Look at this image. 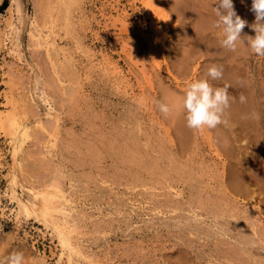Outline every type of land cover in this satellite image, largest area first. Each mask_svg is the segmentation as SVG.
Instances as JSON below:
<instances>
[{
	"label": "bare ground",
	"instance_id": "bare-ground-1",
	"mask_svg": "<svg viewBox=\"0 0 264 264\" xmlns=\"http://www.w3.org/2000/svg\"><path fill=\"white\" fill-rule=\"evenodd\" d=\"M158 1H160V0H158ZM166 1L168 2L167 5L170 6L169 9L173 10L174 5H177L178 8H180L179 4H177L179 2L176 1V3H175V0H166ZM36 2H35V4H37ZM77 2H78V0H39L38 5L34 4L35 6H37V10H35V11H38V15L34 18V20H32V22H31L32 26H30L31 30L29 31V33H30L31 37L35 38L34 39L35 43L33 44L34 50L36 51L35 53L40 54V52H42L44 50V53H45V55L49 61V64H50L49 70H51V72H50L51 76H49L50 78L48 81H51V80L52 81L48 84L47 80L45 81V76L44 77L42 76V77L44 78L43 79L45 81L44 83L46 85L48 84V86L46 88H48L50 92L48 91V89L43 88L41 90L42 91L41 95H40V92H38L39 96H37V94H35L37 96V99H34L36 96L33 98L29 94L23 95L21 98L18 99L19 94H18L17 90L19 87L16 85V83H13L14 86H13V89L11 90L12 92H10L11 94L8 96L6 95L7 103L11 104V109L7 113L0 112V121H2L4 119L2 121V126H5V127L11 126V124L8 121L9 120L8 118L10 116H13V118H18L19 117L18 114H20V113H22V115L24 117V122L26 123V124L22 123V125L18 128V130H17V128L11 127V132L13 133L12 140L14 141V144H15V145H13V155H14L15 160H16L15 162L18 163V165L20 167L19 171H21L24 179L28 183L30 182L29 183L30 184L29 191L31 192V196H33L32 202H30L28 204L27 203L20 204V213L25 215V217H31V218L34 217L35 219L43 222L44 225H46L47 227H51V229H52V231H53V233H54V235L58 241V244L61 247V251H62L61 255L66 257V262H67L66 264L80 263L82 258H88L89 255L87 256L85 254L86 252L84 253V251L81 247L83 244L80 246V241H78L79 240L78 236L82 233L78 230L79 225H77V221L75 219L76 217L74 218L73 214L71 215L72 209L66 205V203H69V194H67L65 192V189L63 190V188H62L63 185L61 184V179L57 180L58 178H61L62 175L61 176L58 175V177L55 175H53V177L51 176L52 179L50 181L48 180L49 182L46 181L45 183H41V186H42L41 189H38V188L35 189V187H36L35 184L32 185V183H31V182L38 183L42 179L41 176L43 175V173L40 176V174H41L40 170L44 168L43 163L45 164V160L48 161L46 158H48L49 161L55 162V160H56L55 157L57 155L55 153V149H53V148L57 147V149L61 148V149L65 150V152L63 154H65L64 156H66V158H68V159L64 158L65 159L64 162L60 161L61 160L60 159V160H58V164L60 166V164H61L60 162H62V164L67 163V162L70 163L69 169H71V171H73V173L68 174L67 177L71 181L70 182L71 187L75 188L74 189L75 192L79 191L80 188H84L83 190L89 191L88 196L90 198H92L91 197V196H93L92 194H94V197L97 196V193L101 194V197L104 196V197L110 198L113 194V189H115V187L117 188V187L123 186V188H121L122 192H120V196L119 197L117 196L114 198H115V200H118L116 206L126 207L125 209L129 210V212L126 215H121V216L125 217L127 220V221H125L126 226L124 224V226H125L124 228L129 229L130 226H135L134 225L135 222L136 223H139V222L144 223L143 225H146L148 223V220H150V218L147 219V218L142 217L143 212L145 211L144 209H146V210L149 209V210L155 211V212H157V214H160V212H163V213L164 212H166V213L171 212L172 214L168 218L162 219L161 217L151 216L152 220H150V221H151V223L154 224V226H155V224H158L157 222H160L159 223L161 225L160 231L163 232V231H165V229H167L166 231L169 232L168 237H173V240L175 241V243H179L176 240L179 238V234L177 231L178 227H180L181 230L183 229L184 232L188 231L189 233H194V234H197L200 236L204 235L205 237H209V234L212 233V236L214 237V239H213V242L215 245L214 248L216 251V253L213 252V254H215L216 258H222L223 257L225 259V261L228 262V263H226V262L222 261V264H264V171H263L264 169H262V168H264V164H262V162H261L263 160L262 158H264V154L261 151V149L264 148V143H262L260 141L261 139H264V83H263L264 81L263 82L261 81V78H264L263 74L261 73L260 76H262V77L259 78L260 79L259 83L262 82L263 86L257 87L258 92L255 91L254 87H256L257 85L259 86L262 83L257 84V80H256L255 82L257 85L254 87H252L253 86L252 85L251 86L252 89H251V87L249 86V85H251V83L248 81L250 79H249V77H248V80L246 78L245 80L248 81L249 85H247L248 84L247 82H244V83H246L247 87L244 83H243V85H245V86H244V88L242 87L244 89L243 91L245 92V93H243V96L246 97V102L241 103L239 99L237 101L232 100V101H230V107L225 112L226 117H228L229 118L228 120H230L227 122L228 123L230 122L231 125L234 123V125H232V126H235V125L239 126L240 125V127L243 128V130H244L245 125H246V126H249L250 129L252 127L251 131H255V132H252V135L256 133L253 136L257 137L256 138L257 143L256 142L255 143L257 146L260 147V149L258 150L259 153H257V150H256V152L254 153L255 154L254 157L259 156L260 160L257 161L258 157L256 158V160L253 159L252 153L250 154V152L246 151V150L244 151L245 152L244 155H243V153L241 156L238 155L239 152L235 151V147H236L235 142L237 141V138H236L237 132L235 130H233V132L235 134L230 135L229 133H231V132L226 133V134H222L219 131V128L222 127L221 126L222 124H221L220 126L217 127L218 132L212 131V133L209 132L206 135L207 137L209 136V141H208L209 146H211L210 144L214 145L218 150L217 152L221 151L222 154L226 155V157L229 160V162H227V164L225 163L226 165L223 164V166L224 165L226 166L225 171H224V176H223L224 180H223V182L221 181L222 182L221 184L219 183L220 184L219 186H221V188L217 192V190L214 188L215 186L210 187V184H207V187H206V182H205V185L202 184V182H201V184H198L199 181H198V183H197V181H196V183H194L195 182V175L197 173H195L193 170L195 167L192 165V162H194V161H193V159L190 158V156L192 155L191 152L193 150L190 152V154H191L190 156H188V155H187L188 157L186 156V151L188 149V146L190 145V144L188 145V140L190 139L189 136L191 137V135H190L191 131H192V133L198 132L196 130L194 132L193 131L194 129L192 130L189 127H187V122L185 119L186 113H185L184 109L181 107V100H182V98L185 95L186 90H187L186 86H184L183 84H180L178 87L173 86V87H175V88H173L169 84L166 85L165 84L166 81H164V79L159 78L158 80H153L154 74H157V72L155 73V71H154L151 73V79L150 80L147 79L149 81L150 85H148L149 84L148 83V84H146L147 86L146 85L142 86V84L140 83L141 80H139L140 77H139V79L136 78L140 82L138 80L135 81L136 80L135 78L132 79V80L135 79L134 81L136 83L137 82L140 83V84H138V86L136 85L138 87L137 91L139 90V86L141 85L140 86L141 93L138 94L137 92H134V93H137L138 95L134 94L133 96H135V97H133L132 96L133 93L129 92V90L132 91L131 90L132 89V87H131L132 83L130 84V82L128 80H125V79L120 80V78H119L120 76L119 77L115 76V73L117 74V72H118V70H117L118 68H116L117 67L116 65H115L116 67L112 65V62H115V61H112L110 56L109 57L106 56V58L102 57L103 60L100 62L101 64H98L99 63L98 62L97 63L98 65H96L95 62H94L95 64H93V62L90 58L92 56L89 54L90 55V56H88L89 60L87 61L88 65L84 64L83 70H85V72L81 73L80 71H82V67L80 66V64L82 62L79 63V61L76 60L75 55L72 52V49H74V48L68 49L65 46V44H64V46H60L61 44L56 41L57 37L59 39H64L66 45L72 43V41H73V43L76 44V47L78 50H80V52H83V53L86 52L84 50L83 41L81 39V35H82L81 32L84 31V28L86 29V27H84L85 24L84 25L82 24V26L84 28H82L83 30L80 32V30H78L79 27L76 26L77 20H74L75 19L74 18V15H75L74 11H76L75 9H76ZM188 2L190 3V7L187 9H191V11H189V12H191L192 16H194L192 13L193 10L191 8L192 7L191 5H193V8H196V12L194 14L196 16L197 15L200 16V18L201 17L206 18L207 16H209L210 14L215 12L214 7L217 6L211 0L210 1L209 0H189ZM78 3H80V2H78ZM155 3H157V2H155ZM163 3H164V1H163ZM180 3H183V2L181 1ZM164 4L160 5V9L163 10V9L167 8V5L165 6ZM183 4L181 6H183ZM251 4H252V0H233L234 9H235L237 15H239L241 17V19H243L247 22L246 28H250L251 25L254 24V22H255V15L251 11ZM18 5H19V2H17V0H11L10 7L8 9L10 11V13H13L12 8H14L16 6L14 8V11H15ZM188 5L189 4H187V6ZM35 6H33V7H35ZM162 6H164V7L162 8ZM156 7L158 10L159 9L158 5ZM176 7L174 8L173 13L174 12L176 13V10H175ZM184 7H185V5H184ZM21 8H20V11H22V14H23V9L21 10ZM183 8L181 10L186 11V8L185 9H183ZM35 9H36V7H35ZM20 11H18V13ZM184 11H183V13L182 12L181 13L184 14ZM186 12H188V10ZM162 13H165L164 10L162 11ZM166 13H167V11H166ZM168 13H172V12L168 11ZM181 13H180V16L182 15ZM22 14H20V15H22ZM160 14H161V12H160ZM160 14L158 13V15H160ZM174 14H173V16H174ZM187 14H189V13H187ZM176 15L179 16L178 14H176ZM34 16H35V14H34ZM177 16L175 17L177 19H175L174 17L173 18L175 20H180V19H178L179 17H177ZM185 16H188V15H185ZM21 18L24 19L23 17H21ZM163 18H166V17H163ZM204 18H202V19H204ZM208 18H207V20H208ZM17 19H19V17H17ZM22 19H19V20H22ZM184 19L186 22L187 18L184 17ZM190 19H191V17H190ZM190 19H189V21H190ZM194 19H195V17H194ZM209 19L212 20L211 18H209ZM164 20H166V19H164ZM193 21H190L191 24ZM195 21H197V20H195ZM199 21L202 24V20H199ZM14 22L15 21H12L10 19L7 23L10 31L7 30L8 28L6 30H7V32L9 31L10 35H12V36L7 35L6 39L10 40L9 44L12 47V48H10V50L12 51L11 54H13L14 56L13 55L12 56L15 57L14 62H12V64L13 63L14 64L13 65L11 64L12 68L15 69L16 67H19V69H20L21 63L18 64V60L20 61L22 58H24V56L22 55L23 57L21 58V56H20L21 54H20V51H18L17 46H19L18 41L21 38L20 37V30H22L23 28L22 27L18 28L19 25L17 27ZM179 22H181V20ZM200 22H199V24H200ZM208 23H209V20H208L207 24ZM195 24L192 26L194 27ZM197 24H198V22H197ZM201 24L198 27L201 28V30H202L203 28L201 27ZM203 24H204V22H203ZM20 25H22V24L20 23ZM152 26H153L154 30H156V23L153 22ZM196 26L193 29L194 30L193 33H195V32L196 33L192 34V36L190 35V38H193V39L195 38L196 40L197 39L200 40V38H198V36H202V35H199L200 33H197L198 30H197ZM203 26L204 27L206 26L207 28H209V26H207L205 24ZM188 27H190V24H187V28ZM45 28L47 29V34L43 35L42 31ZM87 28H88V26H87ZM246 28H245V30H246ZM190 29H192V28H190ZM6 30L4 32H6ZM247 30H249V29H247ZM247 30L245 33H247ZM104 31L106 32V30H104ZM123 31H128V29H126L124 27ZM188 31H190V30H188ZM243 31H244V29H243ZM183 32L185 34V31H183ZM201 32H204V30H202ZM21 33H23V32H21ZM131 33H133V32H131ZM253 33H251V34H253ZM123 34H125V33L122 32V35ZM189 34H190V32H189ZM241 34H243V32ZM248 34H250V33H248ZM204 35H205V32L203 34V37L206 36V35L205 36ZM5 36H6V33H5ZM50 36H52L51 40L48 39V38H50ZM181 36H183V35L181 34ZM242 36L243 35H241V37ZM248 36H250V35H248ZM97 37H99V36H97ZM117 37H118V35L116 36V39H117ZM125 37L126 38H124V39L132 38V36L127 37V35ZM158 37H156V35H155V37H154L155 43L161 42L160 44L162 46V49L168 50L169 54H167V51H166L167 55H169V56L175 55L177 50L172 49L173 48V47L171 48L172 45L171 46L167 45V47H170L168 49L166 47L167 43L165 42V38L163 36L160 38H158ZM185 37H186V40L184 39V41H182V42H184V45H185L186 41L188 42V40H190L189 36H188V39H187V36H185ZM207 37H206V41L208 39L212 38L211 36H210V38H207ZM68 38H69V40L71 39L72 41H69ZM119 38H120V36H119ZM122 38H123V36H122ZM181 38L183 39V37H181ZM6 39L2 40V38H0V42H1L0 48L1 49L3 48V41ZM116 39H115V41H117ZM213 39H215V38H213ZM179 40H178V42H179ZM199 40H197V41H199ZM144 41L142 40V38H141V40L136 39V37L134 39L135 45L141 50V51H139V53L144 52V50L146 48ZM197 41H196V45L200 44L199 43L200 41L199 42H197ZM208 41H210L209 42V44H210L212 40H208ZM214 41H212V43ZM112 42H114V41H112ZM125 42H126V40H125ZM151 42L152 41L149 40V38H148L147 39L148 45H150V47H153L151 45H154V44H151ZM172 42H173V40L171 41V43ZM192 42L194 44V41H192ZM207 42H205V43H207ZM28 43H29V41H28ZM99 43H101V42H99ZM177 43H175V44H177ZM191 43H189V44H191ZM214 43L216 44V42H214ZM219 43H220V40H219ZM112 44H113V46H115L114 43H112ZM119 44L121 45V43H119ZM180 45H179V47H180ZM212 45H214V44H212ZM242 45L243 44H240L239 48L237 45V51H239V49H241L240 47H242ZM106 46H107V44H106ZM113 46H111V47H113ZM116 46H117V44H116ZM127 46H129V44ZM191 46H192V44H191ZM202 46H204V45H202ZM244 46H246V44H244ZM6 47H7V45H6ZM31 47H32V45H31ZM121 47H123V45ZM121 47H119V49L124 48V47L123 48H121ZM181 47H182V45H181ZM188 47L190 49H187V45H186V49L191 50L190 45ZM192 47L196 48V47H194V45ZM213 47L211 46L210 48H212V49L211 50L209 49V51L207 48H204L206 50H203V48H202V50H200V48H201L200 47L198 49L199 50L198 53H200L201 55H205V57H207V58L210 57L211 59H213L215 57L214 53H210L214 49ZM217 47H218V44H216V48ZM246 47H248V46H246ZM125 48H127V47H125ZM147 48H148V46H147ZM156 49H157V47H156ZM162 49L160 51H162ZM223 49L224 50H221V51H225V48H223ZM148 50L152 51L153 52V53L151 52L152 54L158 52V49H157V52H154L153 48H150ZM244 50H245V53H248V52H246L247 51L246 49H244ZM117 51H121V50H117ZM127 51H129V50H127ZM182 51H183V48H182ZM186 52L189 54V52L185 51V49H184L183 53H186ZM121 53H123V50L121 51ZM144 53H146V51ZM144 53H143V55H144ZM183 53H182V55H183ZM39 54H38V57H39ZM124 54H122V56ZM148 54H150V52ZM194 54L196 55V53H194ZM194 54H193L192 58L194 57ZM230 54L233 55L234 52L230 53ZM140 55H141V53H140ZM227 55L228 54H226L225 56L229 57ZM12 56L10 58H12ZM78 56L80 58L81 55L79 54ZM144 56H147V55L145 54ZM157 56L158 55H156V57ZM187 56H185L186 58L182 57V58H184L185 65H186V62L192 63L191 61H187ZM196 56L193 59H196ZM130 58H131V56H130ZM189 58L190 57H188V60H189ZM232 58H231V60H233ZM38 59H40V58H38ZM80 59H82V58H80ZM117 59H119V56ZM138 59H135V60H138ZM24 60L26 61V59H24ZM152 60L153 59L151 58V61ZM129 61L132 62V59ZM129 61H126V62H129ZM177 61L178 62L175 61V63L172 66H176V63H180V61L183 62L182 60H180V61L177 60ZM246 61L244 60L243 62H246ZM85 62H83V63H85ZM120 62H121V60H120ZM147 62L149 64V61H147ZM157 62L159 63V61H157ZM157 62H154V63H157ZM166 62L169 63L172 61H166ZM233 63L231 62V64H233ZM247 63H248V61H247ZM249 63H251V62L249 61ZM260 63H262V65H263V62H260ZM136 64H137V61H136ZM150 64H151V62H150ZM125 65H127L128 67L131 66V64L129 66V64H127V63ZM165 65L166 64H164V66ZM168 65L170 66L171 64L169 63ZM234 65L235 64H233V66ZM248 65L251 66V64H247V66ZM47 66H49V65H47ZM79 66L81 67V69ZM149 66H148V69H149ZM156 66H158V65H156ZM179 66H180V64L177 65L178 68H179ZM208 66L210 67V65H208ZM22 67H23V64H22ZM132 67H133V65H132ZM152 67L153 66H151V68ZM177 67H174V68H176V70H178ZM181 67H182L181 68L182 70L179 68V73H178L180 77H181V75H180L181 73L184 76L190 74V73L187 74V72L189 71L187 66H184V67L181 66ZM37 68H39V67H37ZM120 68H119V70H120ZM136 68H138V67L136 66ZM136 68H132V69H136ZM143 68H142V70H139V69L138 70L141 72L144 69L147 70L146 68H144V69ZM95 69H97V71H99L97 75L95 74L96 78H94L95 75L92 74L95 72L94 71ZM231 69H232V67H231ZM248 69H249V67H248ZM145 70H144V72H145ZM176 70L174 69L175 73L178 72ZM180 71H181V73H180ZM250 71L251 70H249V72ZM45 72H46V70H45ZM126 72H128V71H126ZM133 72H135V71H133ZM131 73H132V71H131ZM200 73H202V74H196V71H194V73H193V75L195 77L194 79L198 80L201 78V79H207L208 81L211 80V78L208 77V71H205L204 73H203V71L202 72L200 71ZM30 74L28 75L29 77H30ZM83 74L85 75L86 80L83 76L84 79L82 81L81 75H83ZM124 74H126V73H124ZM254 74H255V72H254ZM254 74H252V75H254ZM15 75L18 76V74H15ZM138 75L141 76L143 74H141V75L138 74ZM256 75L259 76L258 73ZM144 76H146L145 73H144ZM149 76H150V74H149ZM149 76L147 75L146 77L148 78ZM245 76H247V75H245ZM29 77H27V78L29 79ZM20 78L22 80L24 79V81L27 80V79H25L26 77L23 78L22 76H20ZM34 78L38 79L39 76L34 77ZM121 78H123V76ZM253 78H255V75ZM18 79L19 78H17V81H18ZM127 79H130V78L128 77ZM144 79H146V78L144 77ZM144 79H142V80H144ZM175 79H177V78H175ZM109 80H111V83H112V84H110V89L113 88V90L111 89L113 91V93H110L107 91H103V92L101 91L100 92L98 90L99 87L97 88L98 83L102 84L103 82H107V81L109 82ZM85 81L88 82V85H84ZM144 82H146V81H143V83ZM255 82H254V84H255ZM38 83H39L38 80L34 81V87H32L34 89L33 91H35V89L37 88L36 86H38ZM167 83H168V81H167ZM176 84H178V83H176ZM181 85H183L186 88L183 89L182 88L183 86L181 87ZM28 87H26V88H28ZM133 89L135 90L134 87H133ZM87 90L91 91V92L88 91L91 94V95H89L91 97L90 99H89V97L85 96V91H87ZM36 91H37V89H36ZM52 92L55 94L50 95V93H52ZM241 93L242 92H240V96H241ZM109 94H111V95L114 94L117 96L116 98H114L115 102L108 101L107 97L110 99V96H111ZM114 95H113V97H115ZM103 96H104V98L107 99V101H103V100L100 101V98ZM126 96H129L130 98L132 97L133 100H131L132 98L130 99V98H127ZM237 96H239V94ZM231 97H233V96H231ZM101 99H103V98H101ZM155 101L167 103L171 107L172 111H171V114L168 116V118H164L162 116V114L158 111V109L155 107ZM119 105H120V107L122 106V108L118 107ZM31 106L32 107L36 106V108H34L36 110L35 112L33 111V108H31ZM42 109L46 110L44 113L45 119H42V114L40 111ZM31 110H32V112H31ZM99 110L103 111L102 115L98 112ZM64 113L66 114V116H64ZM254 114L258 115L259 119H256L254 117ZM6 117H8V118L6 119ZM30 118H35V120H37V123L32 125L31 122L28 121V119H30ZM31 121H32V119H31ZM251 124H252V126H251ZM226 126L229 127L228 125H226ZM32 128L37 130L39 133L43 134V136H45V135L47 136V142L45 141L47 143V146H45V148H46L45 150H42L41 149L42 146L40 147V145H39V147L37 146L39 148V150H38V148H36L34 146L37 149L38 153H34L35 152L34 149L31 148V149H33V152L30 149L31 151H29L24 156V154H23V143L31 137L33 139V136H34L35 142H37V140H38V139H36L37 136L35 137V132L37 134H38V132L34 131ZM232 128H234V127H232ZM205 129H207V128H205ZM155 130H157V131H155ZM62 131L65 132L64 136L60 135ZM200 131H202V130H199V132ZM224 131H226V130H224ZM230 131H232V130H230ZM237 131H238V129H237ZM199 132H198V134H200ZM204 133H207L206 130ZM227 134H229V135L227 136ZM201 135H203V138L205 137L204 134H201ZM232 135H234V137H232ZM43 136H41V137H43ZM49 136L54 137L52 142H50L51 140L48 139ZM38 138H40L39 134H38ZM40 139H42V138H40ZM206 139L208 140V138H206ZM42 140L44 141L45 138ZM31 141H33V140H31ZM38 142H39V140H38ZM213 142H214V144H213ZM31 143L33 145V142H31ZM197 144L195 147H198ZM233 144H235L234 145L235 147L232 146ZM34 145H35V143H34ZM206 146H208V143ZM24 147H27V146H24ZM201 148H202V146H201ZM203 148H205L204 145H203ZM216 148H215V150H216ZM239 148H240V146H239ZM195 149H197V148H194V150ZM210 149L212 150L211 147H210ZM253 150H255V149H253ZM207 151H205V154H204L205 156L211 154L210 152L208 154ZM197 153H198V151H197ZM200 153L201 152H199V155L201 156V154H203V149H202V153L201 154ZM214 153H215V151H214ZM248 154L251 156H248ZM58 155L60 156V158L63 159V157H61L60 154H58ZM193 156L194 155H192V157ZM201 157H203V156H201ZM208 157L212 158L210 156H208ZM197 158H199L198 155H197ZM206 159H207V157H205V161H208ZM23 161H24V164H23ZM201 161H199V162L201 163ZM244 161L245 162L249 161L246 164L247 166L244 164ZM260 162H261V164H260ZM215 163H217V162H215ZM48 164L49 163H46L45 166L46 165L51 166V164L50 165H48ZM193 164H195V163H193ZM55 165H53V166H55L54 168L57 167V169H58L57 162L55 163ZM196 165H199V164H195V166ZM200 166H199V168H200ZM202 166L204 167V170H205L206 167L204 165H202ZM34 167H36V168H34ZM192 167H193V169H191ZM196 167L198 168V166H196ZM48 169H50V168L48 167ZM206 169H208V167ZM191 170L195 174L192 173ZM197 170H199V169H197ZM200 171H201V169H200ZM200 171H199V173H201ZM46 173H44V174L46 175ZM207 173H209L208 170H207ZM50 174H52V173H50ZM200 175L201 174H199V176ZM189 176H193V177H189ZM20 177H21V175H20ZM45 177L47 178L48 175H46ZM197 177H198V174H197ZM208 177L210 178V176H208ZM202 178H205V177H202ZM178 180L184 181L185 184H184V186L182 185L183 186L182 191H180V192L174 191L173 192V193H175V195L178 196L177 197V196H173L171 191H172V189H174L177 186V182H178V184H180ZM196 180H198V179H196ZM201 180H203V179H201ZM204 180H206V179H204ZM207 181H208V179H207ZM76 182H79V183L76 184ZM91 187H93V190L90 189ZM117 190L119 191V189H117ZM159 190H161V191H159ZM72 193H73V191H72ZM116 194H118V192ZM84 195H85V193H84ZM209 195L213 197V198L211 197L213 200H215L214 199L215 197L219 199L218 201H215L214 203L210 201L211 203H213L212 204L213 206L209 204L210 206H212L211 209H208L206 206V203H205L208 201L207 198L209 199V197H210ZM79 196H81V195H79ZM203 196H206L207 198L205 199ZM99 197H100V195H99ZM99 197H97V198H99ZM56 198H58V199H56ZM241 199L250 200L251 203L249 202V204H242L241 202L238 201V200L241 201ZM100 200L102 201L103 199H100ZM94 201H97V200H94ZM101 201H100V203H103ZM109 202L110 201L108 199V204H109ZM111 203H112V201H111ZM220 203H221L223 208H220L221 207ZM91 204H93V203H91ZM91 204H90V206H91ZM105 204L106 203L104 202V206H105ZM114 204H110V205L115 206ZM85 205H88V204H85ZM203 206H205V207H203ZM106 207H108V206H106ZM115 207H113L114 210H115ZM111 208H112V206H111ZM101 209H103V207ZM106 209L107 208H105V210ZM120 209L121 208H118V211ZM166 209H169V210H166ZM197 209L200 211H197ZM113 213L115 214V212H113ZM100 214H102V213H100ZM146 214H149V213H146ZM91 215H92V213H91ZM85 217H86V213H85ZM25 219H27V218H25ZM110 219H111V217H110ZM115 220H118V222H120L119 221L120 219H115ZM108 221L112 222L113 220H108ZM161 221L163 222V224L161 223ZM105 222L106 221H104V223ZM122 223H120V224L123 225ZM153 224H150V225L153 227ZM98 225H100V224H98ZM100 227H102V226L100 225L99 228ZM137 228L140 229L139 226L136 227V229ZM102 229H104V227ZM180 229H179V231H180ZM124 231H125V229L123 230V232ZM144 232H146V231H144ZM204 232H206V233L209 232V233L203 234ZM133 233H134V231H133ZM126 234H127V237L129 240L133 239L134 235L132 234V232L130 233L131 235L128 233V231ZM126 234H124V235H126ZM145 234L146 233H144V236H145ZM180 235H181V233H180ZM188 240H190L192 242L195 239L193 240V238L192 239L189 238ZM13 241H15V240H13ZM82 241H83V239H82ZM9 242H11V241H9ZM89 245H90V243H89ZM6 246H8V245H6ZM214 248L210 247L209 249L213 250ZM220 248L222 250H220ZM20 249L19 250L17 249V250L22 252L23 249L22 250H20ZM25 249L26 248H24V251H25ZM4 250H5V247L0 242L1 253L3 251V254H4ZM10 250L11 251H8L9 253L17 251V250H13V249H10ZM26 251L28 252V250H26ZM220 251H224V254L221 253L222 257L220 256L221 255ZM176 252H178V250ZM23 254H24V257H26L25 255L27 253L24 252ZM0 256H2V254ZM27 256L29 257V254ZM28 260L26 259V261H28ZM88 260L92 262V259L88 258ZM26 261H25V263H27ZM31 262H30V264H31Z\"/></svg>",
	"mask_w": 264,
	"mask_h": 264
},
{
	"label": "rangeland",
	"instance_id": "rangeland-1",
	"mask_svg": "<svg viewBox=\"0 0 264 264\" xmlns=\"http://www.w3.org/2000/svg\"><path fill=\"white\" fill-rule=\"evenodd\" d=\"M34 1L35 2L37 1L36 2L37 4H35ZM163 1H164L165 4L163 3ZM176 1L179 2L177 4H179V7L180 8H178L177 5H174L173 10L177 6L176 9H175L176 10V13L174 12L175 13L174 14L173 13V10L172 9H169L170 6L167 5L168 2L166 0H160V1H158V0H156V1L155 0H78V2H80V3L77 2L76 9H75L76 11H74V14H75L74 15V18L75 19L74 20H77V25L76 26L79 27L78 30H80V32L83 30L82 28L86 27V29L84 28V31L81 32V34H82L81 35V39L83 41L84 50L86 52L85 53L80 52V50L77 49L76 44H74L71 39L69 40V38H68V40L69 41H72V43L67 44V45H66L64 39H59L57 37L56 38V41L61 44L60 46H64V44H65V46L68 49L74 48V49H72V52L74 53L76 60H78L79 63L82 62L80 64V66L82 67V71H80L81 73L82 72L83 73L85 72V70H83V67H84V64H87V61L89 60L88 59V56H90V55L92 56L90 58H91L93 64L96 63V65L101 64L100 62L103 60V58H106V56L107 57L110 56L111 59H112V61H115V62H112V65L113 66L116 65L117 67L116 66L115 67L118 68L117 69L118 72H117V74L115 73V76L116 77H119L120 76L119 77L120 80L121 79H123V80L125 79V80H128L130 82V84L132 83L131 84V87H132L131 90L132 91L129 90L130 93H133L132 96L134 94L135 95H138V94L141 93V89H140V86L141 85L139 86V90H138L139 92L137 91L138 84L141 83L142 86H145L146 84H148L149 81L147 79H149V80L151 79V73L154 72V71H155V73L157 72V74H154L153 77L155 79L153 78V80H158L160 78V79H164V81H166L165 82L166 85L169 84L172 87L173 86H175V87L177 86L178 87L180 84H183L184 86L187 87V85L190 82L196 80V79H194L195 77L193 75L194 71H196V74H202V73H200V71L201 72L203 71V73L205 71H208V68H209L208 65H210V66H212L213 64L220 65V66H223V76H222V79L212 80V81L210 80L209 82L211 83V85L213 87H217V88L218 87H224V86H230L229 89H228L229 96L230 97L233 96L234 98L235 97L236 98L238 97L237 99L236 98L234 99V101L235 100L237 101L239 99V97H240V92H242L241 95H243V93H245L243 91L244 90L243 88L246 85V83H244V82H247L248 83V81H249L251 83V85H249V83L247 85H249L250 87L253 85L252 87H254V86H256L259 83V80H260L259 78L262 77V76H260L261 73L263 74V77H264V56H257V55H255L251 51L250 47H246L247 45L244 46V44L242 45V47H240L241 49H239V51H237V50L234 51V54L233 55L230 54V53H233V51H230V50H228L226 48H225V51H221V50H224L222 48V46H221V41L223 39V35H222V30L221 29H218V28L214 27L215 21L218 19L216 17V15H215V12H213L212 14H210L209 16H207L206 18H204V17H201L200 18V16H198V15L196 16L194 14L196 12V8H193V5H191L192 6L191 8L193 10L192 13L194 15V16H192L191 12H189V11H191V9H187V8L190 7V3L188 2L189 0H187V1L186 0H184V1L183 0H175V3H176ZM181 1L184 4L183 3H180ZM211 1L213 3H215V0H211ZM17 2H19V5L17 6L16 10L14 11V8L16 7L15 6L14 8H12V12L13 13H10V11L8 9L10 7L11 0H1L0 1V38H2V40H3V39H6L7 35L12 36L9 33L10 30L8 28V24L7 23H8V21L10 19L12 21H15L14 23L16 24V26L18 27V25H19L18 28H21V27L23 28L22 30H20V37L21 38L18 41L19 42V46H17V49H18V51H20L21 58L24 56V58H22L20 61L18 60V64L21 63L20 64L21 65V68H20L21 70L19 69V67H16L15 69L12 68V65L14 64V63L12 64V62H14L15 57H13L14 55L11 54L12 51L10 50V48H12V47L9 44L10 43V40H7L6 39V40L3 41V48L2 49L0 48L1 49L0 50V112H3V113H7L11 109V104L7 103L6 95L8 96V95L11 94L10 92H12L11 90L13 89V86H14L13 83H16V85L19 87L18 90H17L18 91V94H19L18 95L19 96L18 99H19L23 95H28V94L31 95L34 98L36 96L35 94H37V96H39V93L38 92H40V95H41V92H42L41 90L43 88L48 89L46 87L52 81V80L51 81H48L49 78H50L49 76H51V73H50L51 70H49L50 69V64H49V61H48V59H47V57H46V55L44 53V50L42 49L43 51L40 52V54L38 53L39 54V57H38V54L35 53L36 51L34 50V47H33V44L35 43V40H34L35 38L31 37L30 36V33H29V31L31 30V27L30 26H32V23L31 22L38 15V11H35V10H37V6H35V5H38L39 4V0H20V1L17 0ZM155 2H157V3H155ZM160 3L162 5L164 4L165 6L167 5V8L163 9L165 13L167 11L166 14L165 13H162L163 10L160 9V5H161ZM182 4H183V6H181ZM187 4H189V5L187 6ZM157 5H158V7H159V9L161 11L159 9L157 10V7H156ZM184 5H185V7H184ZM33 6H35L36 9ZM163 7L164 6H162V8ZM20 8H21V10L23 9V14H22V11H20ZM182 8L183 9L186 8V11L188 10V12H186V11L183 10L184 11V14H182L183 13V11L181 10ZM18 11H20V12L18 13ZM159 11L161 12V14H160ZM168 11L169 12H172V13H168ZM179 12L180 13L182 12L181 13L182 14L181 15L182 17L180 16V13ZM158 13L160 15H158ZM187 13H189V14H187ZM20 14H22V15H20ZM34 14H35V16H34ZM173 14H174V16H173ZM176 14H178L179 16H177ZM185 15H188V16H185ZM172 16L174 18L176 16L179 17L178 19H180L181 22H179L180 20H175L177 18L174 19ZM17 17H19V19H22L21 17H23L24 19L19 20V19H17ZM163 17H166V18H163ZM184 17L187 18L186 19V22L188 21L187 23L185 22ZM190 17H191V19H190ZM194 17H195V19H194ZM208 17L211 18V19L213 17L214 18L212 20H210ZM188 18L190 19V21H193V20L194 21L197 20V21H195V22L193 21L192 24H191V22L189 21ZM202 18H204V19H202ZM207 18L209 20V23L208 24H207V22H208ZM164 19H166V20H164ZM199 20H202V24H201V22ZM153 22L156 23V30H154V28L152 26V23ZM197 22H198V24L200 22L201 27L203 28L202 30H204V32H205V35H206V36L204 35L205 37H203L204 32H201L202 31L201 28L198 27L200 24L198 25ZM203 22H204L205 25L209 26V28H207L206 26L204 27L203 26L204 25ZM20 23L22 25H20ZM82 24L83 25L85 24L84 27L82 26ZM187 24H190V27H188L189 29L187 28ZM194 24H195V26L197 25L196 26L197 27V30H198V31L196 30L197 33H200L199 35H202V36H198V38H200V40L197 39L200 42L197 41L195 38L194 39L193 38H190V35L192 36V34H195L196 33V32L193 33L194 32L193 29L195 28V26L193 27L192 25H194ZM87 26H88V28H87ZM124 27L126 29H128V31H123L124 30ZM190 28H192V29H190ZM245 28H246V26H245ZM245 28H244V31L242 30V32H243V34H241V35H243L242 38H244L246 35L247 36L248 35L254 36L255 33H253L254 31H252L251 27L250 28H246V30L249 29V30H247V33H245L246 32ZM6 29L9 30V31L7 32ZM5 30H6V32H4ZM104 30H106V32ZM188 30H190V31H188ZM183 31H185V34H184ZM21 32H23V33H21ZM122 32L125 33L127 35V37L128 36L129 37L132 36V38L124 39V38H126L125 37L126 35L125 34L122 35ZM131 32H133V33H131ZM189 32H190V34H189ZM5 33H6V36H5ZM248 33H250V34H248ZM251 33H253V34H251ZM42 34L43 35L47 34V29L46 28L43 29ZM181 34L183 36H181ZM117 35H118V37L116 39V36ZM155 35H156V37L159 36L158 38H160L162 36L165 38V42L167 43L166 44V47H167V45L168 46L169 45L170 46L172 45L171 48L173 47L172 49H176L177 50L176 51V54L173 55L174 57L172 55L171 56L167 55V54H169L168 53V50L162 49V46L160 44L161 42L155 43V38H154ZM97 36H99V37H97ZM119 36H120V38H119ZM122 36H123V38H122ZM185 36H187V39H188V36H189V39L191 40V41L188 40L189 43H191L192 41H194V44H193V42L191 44H192V46L194 45V47H196V48H193L191 46V44H189L187 41L185 42V45H184V42H182V41H184V39L186 40V37ZM210 36L212 38H210ZM135 37H136V39H140L141 40V38H142L143 41L145 40L144 43H145L146 48L148 46V48L147 49L145 48V50H144V52L146 51V53L140 52L141 53V55H140L139 51H141V50L135 45V42H134ZM181 37H183V39ZM206 37L207 38H210L208 40H212V41L215 40L214 42H216V44H218V47L216 48V44L214 42L212 43V41L209 44L210 41L207 40L208 41L207 42L206 41ZM148 38H149V40L152 41L151 44H154L155 46L154 45H151L153 47H150V45H148V43H147V39ZM213 38H215V39H213ZM48 39L51 40L52 39V36H50V38H48ZM115 39L117 41H115ZM177 39L178 40L180 39L179 42H178ZM218 39L220 40V43H219V40ZM125 40H126V42H125ZM170 40L171 41L173 40V42L171 43ZM28 41H29V43H28ZM112 41H114V42H112ZM196 41L199 42L200 44H197L196 45ZM99 42H101V43H99ZM129 42L130 43L132 42V43L130 44ZM174 42L175 43L178 42V43L175 44ZM205 42H207L208 44L205 43ZM112 43H114L115 46H113ZM119 43H121V45ZM245 43H246V41H245ZM106 44H107V46H106ZM116 44H117V46H116ZM128 44H129V46H127ZM180 44L182 45V47H181ZM188 44L190 45L191 50H187V49H190L188 47L189 46ZM212 44H214V45H212ZM6 45H7V47H6ZM31 45H32V47H31ZM110 45L113 46L114 48L111 47ZM122 45H123L124 48L125 47H127V48L124 49L123 47H121ZM179 45H180L181 48L179 47ZM186 45H187V49H186ZM202 45H204V46H202ZM239 45L240 44H238V48H239ZM211 46L212 47L214 46L213 47L214 49L212 50V52H210V53H214V56L215 57L213 59H211L210 57L207 58V57H205V55H201L200 53H198V51H199L198 49L199 48H200V50H202V48H203V50H206L204 48H207L208 51H209V49L210 50L212 49V48H210ZM119 47H121L123 49H119ZM156 47L158 49V52H157ZM150 48H153L154 49L153 51L154 52H157L158 54L157 53L152 54L153 52L150 51V50H148ZM167 48L169 49L170 47H167ZM182 48H183V51L185 49V51H188L189 54L187 52L186 53H183ZM243 48L246 49L247 50L246 52H248V53H245V50ZM161 49H162V51H160ZM117 50H121V51L123 50V53H121V51H117ZM127 50H129V51H127ZM135 51L136 52L138 51V52L136 53ZM166 51H167V54H166ZM149 52H150V54H148ZM193 52L196 53V55L197 54L198 55L196 56ZM143 53H144V55L146 54L147 56H144ZM182 53H183V55H182ZM77 54L78 55L80 54L81 55L80 58H82V59H80ZM122 54H124L123 55L124 57L122 56ZM155 54L158 55V56L156 57ZM193 54H194V57L196 56V59H193L194 57L192 58ZM226 54H228L227 56H229V57H226L225 56ZM11 56H12V58H10ZM118 56H119V59H117ZM130 56H131V58H130ZM185 56H187V61H191L192 63H187L186 62V65H185V62H184V58H186ZM182 57H184V58H182ZM188 57H190L189 60H188ZM38 58H40V59H38ZM127 58L129 60L132 59V62L129 61ZM151 58L153 59L152 61H151ZM231 58L233 60H231ZM24 59H26V61ZM135 59H138V60H135ZM120 60H121V62H120ZM174 60L176 62H178L177 60H179V61L182 60L183 62L180 61V63H176V66H172L175 63ZM244 60L245 61L247 60L248 63H247V61L246 62H243ZM126 61H129V62H126ZM136 61H137V64H136ZM147 61H149V64H148ZM157 61H159V63ZM166 61H172V62H169L171 65L169 66L168 65L169 63L166 62ZM249 61L251 63H249ZM83 62H85V63H83ZM150 62H151V64H150ZM154 62H157V63H154ZM231 62L232 63L234 62L233 64H235V65L233 66V64H231ZM260 62H263V65ZM126 63L129 64V66L131 64V66L128 67L127 65H125ZM181 63L182 64L184 63V64L182 65ZM22 64H23V67H22ZM164 64H166L167 66L165 65L166 66L165 67ZM179 64H180V66H179L180 69L182 68L181 66H183V67L184 66H187L188 67V70L190 71V72L188 71L187 74H189V73L190 74L184 76L181 73V71H180V73H181L180 74L181 77H180L179 74H178L179 73V68L177 67V65H179ZM247 64H251V66L250 65L247 66ZM47 65H49V66H47ZM132 65H133V67H132ZM156 65H158V66H156ZM136 66L138 68H136ZM148 66H149V69H148ZM151 66H153V67L151 68ZM37 67H39V68H37ZM81 67H80V69H81ZM143 67L146 68L147 70H145ZM174 67H177L178 70H176V68H174ZM231 67H232V69H231ZM248 67H249V69H248ZM119 68H120V70H119ZM132 68H136V69H132ZM142 68L145 70V72H144V70L142 72L139 71V70H142ZM97 69L94 70L95 72L93 71L94 72V73H92L93 75H95V74L97 75L98 74L99 71H97ZM174 69L176 71H178V72L175 73L174 72ZM45 70H46V72H45ZM249 70H251V71L249 72ZM126 71H128V72H126ZM131 71H132V73H131ZM133 71H135V72H133ZM254 72H255V74H254ZM124 73H126V74H124ZM144 73H145L146 76L147 75L149 76V74H150V76L147 78L146 76H144ZM257 73L259 74V76L256 75ZM15 74H18V76L15 75ZM29 74H30V77L28 76ZM138 74H140V75L143 74V75H141L143 78L141 76H139ZM252 74L255 75V78L256 79L253 78L254 75H252ZM37 75L39 76V78L38 79L34 78V77H38ZM96 75L94 76V78H96ZM245 75H247V76H245ZM20 76H22L23 78L26 77L25 79H27V80H25V81H24V79L22 80L20 78ZM42 76L43 77L45 76V81L47 80V82H48L47 85L44 83L45 81L43 80L44 78ZM83 76H84V78L86 80V77L83 74V75H81L82 81L84 79ZM122 76H123V78H121ZM27 77H29V79ZM128 77L130 79H127ZM139 77H140V79H139ZM144 77L146 79H144ZM248 77H249L250 80H248ZM17 78H19L18 81H17ZM133 78H135V79L138 78L139 80H141V82L138 79H136V80L134 79L135 81L138 80L140 82V83L139 82L136 83L134 80H132ZM141 78L144 79V80H142ZM175 78H177V79H175ZM246 78H247L248 81L245 80ZM263 79L264 78H261V81L262 82L264 81ZM33 80L34 81L35 80L36 81L38 80V82H39L38 83V86L39 87L36 86L37 87L36 88L37 91H36V89H35V91H33L34 90L32 88V87H34V81ZM256 80H257V84L255 82ZM87 81H85L84 85H88V82L89 81L88 82ZM143 81H146V82L143 83ZM167 81H168V83H167ZM254 82H255V84H254ZM262 82H260V83H262ZM176 83H178V84H176ZM243 83L245 85H243ZM263 83L261 85H259V86L257 85L256 87H254V89H255L256 92H258L257 91V87L263 86ZM110 84H112L111 83V80H109V82L108 81L107 82H103L102 84L101 83L100 84L98 83L97 88L99 87L98 90L100 92L101 91L102 92L103 91H107V92L113 93V91H112L113 88H111L112 90L110 89ZM134 85L135 86L137 85V86L135 87ZM148 85H150V83ZM183 85H181V87ZM247 85H246V87H247ZM184 86L182 87L183 89L186 88ZM26 87H28V88H26ZM133 87L135 88V90L133 89ZM175 87H173V88H175ZM252 87H251V89H252ZM48 91H49V89H48ZM88 91L91 92L90 90L85 91V96L86 97H89V99H90L91 97L89 95H91V94ZM134 92H137L138 94L137 93H134ZM52 93H50V95H54L55 94V93H53V94ZM238 94H239V96H237ZM109 95H111V94H109ZM113 95L114 94H112L110 96V99L107 97L108 101L115 102L114 98H116L117 96L114 95L115 97H113ZM37 96L34 99H37ZM126 97L127 98H130L129 96H126ZM133 97H135V96H133ZM101 98H103V99H101ZM101 98H100V101H102V100L103 101H107V99L104 98V96L101 97ZM131 100H133V98ZM118 107H120V105ZM31 108H33V111L34 112L36 111L34 109V108H36V106H33V107L31 106ZM120 108H122V106ZM40 111H41V114H42V119H45L44 113H45L46 110L45 109H42ZM31 112H32V110H31ZM98 112L101 115L103 114V111H101V110H99ZM18 115H19L18 118H13V116H10L9 118L6 117V119L7 118L9 119L8 121L11 124V126H9V127L2 126V121L4 119L2 121H0V242L5 247L4 254H3V251H2V253L0 251V255L2 254V256H5L6 254H9L8 251H11L10 249H13V250H17L18 249L19 250L22 247L20 250L23 249L22 252L23 253L24 252L27 253L25 255L26 256L25 258L27 260L29 259L28 260L29 262L26 261V259H25V261L27 263L24 262V264H28V263L30 264L31 261H32L31 264H66L67 263L66 262V257L61 255V252H62L61 251V247L59 246L58 241H57V239H56V237H55V235H54L51 227H47L46 225H44L43 222L35 219L34 217H32V218L31 217H25V215H23V214L20 213V204H22V203H27L28 204V203L32 202L33 201V196H31V192L29 191V188H30V184L29 183L30 182L28 183L24 179V177L22 176L21 171H19L20 170V167H19L18 163L15 162L16 160H15V157L13 155V145H15V144H14V141L12 140L13 133L11 132V127L17 128V130H18V128L22 125V123L23 124H26L24 122V117H23L22 113H20ZM64 116H66L65 113H64ZM31 119H32V121H31ZM224 119L226 121H230V120H228L229 118L226 117V115H224ZM28 121L31 122L32 125H34V124L37 123V120H35V118H30V119H28ZM226 125H228L231 129L229 127H227ZM232 125H234V123ZM232 125L230 124V122L229 123L227 122L226 124H222L221 125L222 127H220L221 129L219 128V131L222 134H226V133L231 132V133H229L231 135V134H235L233 132V130H235L237 132V134H236L237 141L235 142L236 147L234 146L235 144H233L232 146L235 147V151L236 152H239L238 155L241 156L242 153L244 155V153H245L244 151L246 150V151H249L250 154L252 153L253 159L256 160V158L258 157L257 158V161L260 160L259 159V156L254 157L255 156L254 153L256 152V150H257V153H259L258 150L260 149V147L256 145V143H257L256 142V138L257 137L253 136L256 133L252 135V132H255V131H251L252 127L250 129L249 126H246L245 125V129L243 130V128H241L240 125L239 126L238 125L232 126ZM251 126H252V124H251ZM232 127H234V128H232ZM237 129H238V131H237ZM33 130L34 131H37L35 129H33ZM205 130H206L207 133H204ZM205 130L203 129L202 130L203 132L202 131L199 132V130H196L200 134H198V132L192 133V131H191V134H190L191 137L189 136L190 139L188 138L189 139L188 140V145L189 144L190 145L188 146V149L186 151V156L187 155L190 156L191 155L190 152L193 150L191 152L192 155H194L196 158H197V155L199 157V158L196 159L194 156H193L194 158L192 157V155L190 156V158L193 159V161H194V162H192V165L195 167L194 169H193V167L191 169H193L194 172L197 173L198 174V177H199V178L197 177V174L195 175V182L194 183H196V181L198 183V181H199L198 184H201V182H202V184L205 185V182H206V187H207V184H210V187L211 186L212 187L215 186L214 188L218 192V190L221 188V186H219V185L224 180V177L223 176H224V171H225V167H226L225 165L227 164V162H229V160L226 157V155H223L222 154L221 151L217 152L218 150H217V148L214 145L210 144L211 146H209V142H208L209 141V136L207 137L206 135L209 132L212 133V131L213 132H215V131L218 132V128L217 129H214V130H207V129H205ZM224 130H226V131H224ZM230 130H232V131H230ZM155 131H157V130H155ZM193 131L195 132V130H193ZM64 133L65 132L62 131L60 135L64 136ZM38 134H39V137L40 138H42V139L45 138V140L43 141L42 139L38 138ZM38 134L35 132V137L37 136L36 139H38L39 142H38V140H37V142H35L34 136H33V139L31 137V138L27 139L23 143V154H24V156H25V154H27L31 150L33 152V149L35 151L34 153H38V151H37L36 148H38L39 145H40V147L42 146L41 147L42 150H45L46 149L45 146H47V143H46L47 142V136L46 135L43 136V134H41L39 132H38ZM201 134H204L205 137L203 138V135H201ZM229 134H227V136ZM41 136H43L44 138L41 137ZM232 137H234V135H232ZM206 138H208V140ZM48 139L51 140L50 142H52V140L54 139V137L53 136H49ZM31 140H33V141H31ZM30 141L33 142V145H32V143ZM260 141L262 143H264V139H261ZM34 143H35V145H34ZM207 143H208V146H206ZM196 144H197V146L199 148L198 147H195ZM213 144H214V142H213ZM203 145H204L205 148H203ZM24 146H27V147H24ZM201 146H202V148H201ZM239 146H240V148H239ZM193 147L194 148H197L198 150L197 149L194 150ZM210 147L212 148V150L210 149ZM31 148H33V149H31ZM215 148H216V150H215ZM53 149H55V153L57 155L55 157L56 158L55 162L49 161V159L46 158L48 161L45 160V164L46 163H49L48 165L51 164V166H47V165L45 166V164L43 163L45 169L43 168V169L40 170V173H41L40 176L43 173V175L41 176L42 179L38 183H36V182L35 183L31 182V183H32V185L35 184V186H36L35 189H37V188L38 189H41L42 188L41 183H45L48 180L50 181L52 179L53 175H55L57 177H58V175L59 176L62 175L63 178L61 177V178H58V179L56 178V179L57 180L61 179V184L63 185V187H62L63 190L65 189V192L67 194H69V203H66V205L69 206L72 209L71 215L73 214V217L74 218L76 217L75 219L77 221V225H79L78 226V230L82 233V234H80L78 236V239L79 240L78 239L77 240L80 241V246L83 244L81 247H82L84 253L86 252L85 254L87 256L89 255L88 258L92 259V262H91V261L88 260V258H82L81 261H80V263H74V264H218L219 262H220L219 264H222V261L228 263L222 257V254L221 253L224 254V251H220V254H221L220 256L222 258H216L215 257V254H213V252L216 253V251H215V248H214L215 247L214 242H213L214 237L212 236V233L209 234V237H205L204 235H201L200 236V235H197V234H194V233H189L188 231H185L184 232L183 229L181 230L180 227H178L177 228V231H178V234H179V238L176 239V240L179 243H175V241L173 240V237H168L169 236V232L166 231L167 229H165V231H163V232L160 231V229H161V225L159 224L160 222H157L158 224H155V226H154V224L151 223V221H150V220H152L151 219L152 218L151 216L161 217L162 219L168 218L172 214L171 212H169V213L160 212V214H157V212H155V211H152V210H149V209H147V210L144 209L146 212L145 211L143 212L142 217L143 218H147V219L150 218V220H148V223L146 225H143L144 223H140V222L139 223H136L135 222V224H134L135 226H130L129 229L128 228H124L126 226L125 221H127V220H126L125 217H123L121 215H126L129 212V210L128 209H125L126 207L116 206L118 200H115V198H114V197H117V196L119 197L120 196V192H122L121 191V188H123V186L122 187L120 186V187H117V188L115 187V189H113V194L111 196L112 198L111 197L110 198H107V197H104V196L101 197V194H99V193H97V196H95V197H94V194H92L93 196H91L92 198H90L88 196L89 191L88 190L87 191L83 190L84 188H80L79 191H76L75 192L74 191L75 188H72L71 187V184H70L71 181L67 177L68 174L73 173V171H71V169H69L70 163L67 162V163H63L62 164V162H64L65 159H68V158H66V156H64L65 154H63L65 152V150H63L61 148L57 149V147H55ZM202 149H203V154H201L202 153ZM253 149H255V150H253ZM38 150H39V148H38ZM213 150L215 151V153H214ZM197 151H198V153H197ZM205 151H207L208 154H209V152L211 154H209V155L206 154L207 156H205L204 155L205 154ZM261 151L264 154V148L261 149ZM199 152H201L200 154L203 157H201L199 155ZM58 154H60L61 157H63V159L60 158V156ZM208 156L212 157L213 159L212 158H209ZM248 156H251V155L248 154ZM205 157H207L206 160H208V161H205ZM262 159L264 160V158H262ZM58 160L62 161V162H60L61 163L60 166L58 164ZM263 160L261 161L262 164H264V161ZM199 161H201V163ZM56 162H57L58 169H57V167L54 168L56 166L55 165ZM215 162H217V163H215ZM247 162H249V161H246V162L244 161V164L246 165ZM261 162H260V164H261ZM193 163L199 164V165H196V166H198V168ZM23 164H24V161H23ZM201 164L204 165L206 168L208 167V169L205 168V170H204V167ZM223 164H225V165L223 166ZM53 165H55V166H53ZM199 166H200V168H199ZM48 167L50 169H48ZM34 168H36V167H34ZM197 169H199V170H197ZM200 169H201V171H200ZM262 169H264V168H262ZM207 170H208L209 173H207ZM199 171L201 173H199ZM191 172L194 173L192 170H191ZM44 173H46V175H48L47 178L45 177L46 175ZM50 173H52V174H50ZM199 174H201V175L199 176ZM20 175H21V177H20ZM208 176H210V178ZM189 177H193V176H189ZM202 177H205V178H202ZM196 179H198V180H196ZM201 179H203V180H201ZM204 179H206V180H204ZM207 179H208V181H207ZM180 181H179L180 184H178V182H177V186H176L177 188L175 187L171 191L172 194H173V196H177V195H175V193H173L174 191L180 192V191L183 190V186H184L185 183L182 180H180ZM78 183L79 182H76V184H78ZM90 189L93 190V187H91ZM117 189H119V191ZM72 191H73V193H72ZM159 191H161V190H159ZM117 192H118V194H116ZM84 193H85V195H84ZM79 195H81V196H79ZM99 195H100V197H99ZM97 197H99L100 199H103V200L101 201ZM203 197L205 199L207 198L206 196H203ZM211 197L212 196H210L209 199L207 198L208 201L205 202L208 209H211L212 206H213L212 204L215 201H218L219 200L216 197L214 198L215 200H213L212 199L213 197L212 198ZM56 199H58V198H56ZM98 199L101 202H103V203H100V201ZM108 199L110 201L109 204H108ZM94 200H97V201H94ZM111 201H112V203H111ZM210 201L213 202V203H211ZM238 201L241 202L242 204H249V202H250V200H247V199H244V200L241 199V201L240 200H238ZM104 202L106 203L105 206H104ZM89 203L90 204L93 203L94 205L91 204V206H90ZM85 204H88V205H85ZM110 204H114L116 207L113 206V205H110ZM209 204L212 205V206H210ZM220 205H221V203H220ZM106 206H108V207H106ZM111 206H112V208L115 207V210H114V208L112 209ZM102 207H103V209H101ZM203 207H205V206H203ZM105 208H107V209L105 210ZM118 208H121L120 209L121 211L120 210L118 211ZM220 208H223L222 205H221ZM166 210H169V209H166ZM112 211L115 212V214ZM197 211H200V210L197 209ZM85 213H86V217H85ZM91 213H92V215H91ZM100 213H102V214H100ZM146 213H149V214H146ZM110 217H111V219H110ZM25 218H27V219H25ZM115 219H120L119 220L120 222H118V220H115ZM108 220H113L114 222L113 221L112 222H109ZM104 221H106V222L104 223ZM120 223H122L123 225H121ZM161 223L163 224L162 221H161ZM98 224H100L102 227L99 228L100 225H98ZM124 224H125V226H124ZM150 224H153V227ZM138 226L140 227V229H138V228L136 229V227H138ZM103 227H104V229H102ZM124 229H125V231L123 232ZM179 229H180L181 232L179 231ZM127 231H128L129 234L132 232V234L134 235L133 239H131V240L128 239L127 234H126ZM133 231H134V233H133ZM144 231H146V232H144ZM144 233H146L145 236H144ZM180 233H181V235H180ZM208 233L204 232L203 234H208ZM124 234H126V235H124ZM189 238H191V239L193 238V240L195 239L196 241L194 240V241L191 242L190 240H188ZM12 239L15 240V241H13ZM82 239H83V241H82ZM8 240L11 241V242H9ZM89 243H90V245H89ZM6 245H8L9 247L6 246ZM210 247H212L214 249L213 250L212 249H209ZM24 248H26L25 251H24ZM26 250H28V252ZM177 250H178V252L179 251L180 252L179 253L176 252ZM220 250H222V249L220 248ZM28 254H29V257L27 256Z\"/></svg>",
	"mask_w": 264,
	"mask_h": 264
},
{
	"label": "clouds",
	"instance_id": "clouds-1",
	"mask_svg": "<svg viewBox=\"0 0 264 264\" xmlns=\"http://www.w3.org/2000/svg\"><path fill=\"white\" fill-rule=\"evenodd\" d=\"M215 15L218 18L214 27L222 30L223 39L221 46L230 51H236L237 45L246 44L257 56H264V0H252L251 11L255 15V22L251 25L254 36L241 37L242 30L247 22L237 15L233 0H215ZM246 41V43H245ZM223 66L213 64L208 68V77L211 80L222 79ZM230 86L213 87L207 79H198L187 85L185 95L181 100V107L186 115L187 127L194 130L216 129L221 124H226L224 119L230 101ZM241 103L246 102V97H239ZM155 107L164 118L171 114V107L164 102L155 101ZM256 119L258 115L254 114ZM23 252L14 251L5 256H0V264H24Z\"/></svg>",
	"mask_w": 264,
	"mask_h": 264
}]
</instances>
